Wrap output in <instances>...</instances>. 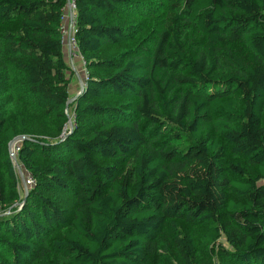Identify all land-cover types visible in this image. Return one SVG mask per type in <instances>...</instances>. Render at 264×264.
<instances>
[{"label": "trees", "instance_id": "1", "mask_svg": "<svg viewBox=\"0 0 264 264\" xmlns=\"http://www.w3.org/2000/svg\"><path fill=\"white\" fill-rule=\"evenodd\" d=\"M157 1L77 0L66 134L67 0H0V264H264V0Z\"/></svg>", "mask_w": 264, "mask_h": 264}, {"label": "rangeland", "instance_id": "2", "mask_svg": "<svg viewBox=\"0 0 264 264\" xmlns=\"http://www.w3.org/2000/svg\"><path fill=\"white\" fill-rule=\"evenodd\" d=\"M151 1L153 3L152 4L153 6H157V3H158L157 0H154V1L151 0ZM159 14L160 13H158V15ZM70 15L71 14H69V12H68L67 22H69V20L71 19ZM161 15H162V13L160 14V16ZM148 28L149 29L154 28V30H156L157 29V19L156 20L152 19L151 22L148 24ZM199 40H200V38L195 33L192 34L187 39V49H186L187 55H190L192 49L200 42ZM69 46H70V40H69V37H66V38H64V52H65L67 64L69 66V69L67 70V76L70 79V84H71L70 85L71 98H74L80 93L79 90H81V88H82V85L80 84V82L82 81V83L85 85V78H86V75L88 73L86 71L85 62L83 61V58L81 57L80 53L76 54V55H75V52L71 53ZM227 48H231L233 50V53L236 54L241 59H243L245 62L251 63V64L255 63V59L253 58V56L251 55L249 50H247L241 42L232 43L231 45H228ZM119 50H120V48L111 49L112 53L118 52ZM79 78H80V80H79ZM66 113L68 114V118L72 122V125H70L67 122V124L64 126L65 127L64 131L67 130L66 134H69V133H71L73 126H74V114H73L72 106L67 108ZM35 128L37 129L36 131L40 130V126L35 127ZM42 130H44V129H42ZM18 146H19V142L15 144V149L13 148V151L11 150L10 156L13 153V155L16 157V159H14L11 156V159L13 161V164L15 165L17 175L20 179V187L22 188V190H24V193H25V195L23 193L21 198L23 200H25L26 189H27V191L29 189H31L34 185V182L29 183V180L33 179L32 175L30 173H28L26 171V169L22 165H20L18 160H17V147ZM126 164H127L126 160L120 161L119 167L122 168V169H120V171L122 170V172H121L122 174H124L123 168L125 167ZM62 200L64 202V206H66L67 209L69 211H71L73 209L74 202H73V200L70 199V196L63 195ZM20 207H21V204H19V206H17V209H19ZM4 212H6V211H4Z\"/></svg>", "mask_w": 264, "mask_h": 264}, {"label": "built area", "instance_id": "3", "mask_svg": "<svg viewBox=\"0 0 264 264\" xmlns=\"http://www.w3.org/2000/svg\"><path fill=\"white\" fill-rule=\"evenodd\" d=\"M77 0H67L66 7L64 9L62 18H63V24H62V32H63V39L66 37H69L70 40V52H75L76 54H79V50L77 47V42L75 38V32H76V24H77ZM71 14V19L69 22H67V14ZM88 75V74H87ZM86 75V76H87ZM13 148L15 149V145L11 147V150L13 151ZM19 151V146L17 147V153ZM31 178V177H30ZM34 182V180H29V183Z\"/></svg>", "mask_w": 264, "mask_h": 264}, {"label": "water", "instance_id": "4", "mask_svg": "<svg viewBox=\"0 0 264 264\" xmlns=\"http://www.w3.org/2000/svg\"><path fill=\"white\" fill-rule=\"evenodd\" d=\"M81 84H82V88H81L80 93L83 91V87H84V84L82 83V81H81ZM80 93H79L76 97L71 98V99L68 101L67 107H69V105H70L73 101H75V99L80 95ZM68 119H69V118H68ZM68 123H69L70 125H72V122L70 121V119L68 120ZM24 139H25L24 136H19V137H16L14 140H12L11 143H10V153H11V147H13L16 143H18L19 141L24 140ZM11 156H12L14 159H16V157L13 155V153L11 154ZM25 188H26V187H25ZM26 192H27V189H26Z\"/></svg>", "mask_w": 264, "mask_h": 264}, {"label": "crops", "instance_id": "5", "mask_svg": "<svg viewBox=\"0 0 264 264\" xmlns=\"http://www.w3.org/2000/svg\"><path fill=\"white\" fill-rule=\"evenodd\" d=\"M79 80H80V78H79ZM80 84H81V82H80ZM82 85V84H81ZM71 89V88H70ZM80 91V90H79Z\"/></svg>", "mask_w": 264, "mask_h": 264}, {"label": "clouds", "instance_id": "6", "mask_svg": "<svg viewBox=\"0 0 264 264\" xmlns=\"http://www.w3.org/2000/svg\"><path fill=\"white\" fill-rule=\"evenodd\" d=\"M64 40V39H63ZM87 77V76H86Z\"/></svg>", "mask_w": 264, "mask_h": 264}]
</instances>
